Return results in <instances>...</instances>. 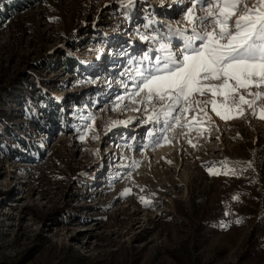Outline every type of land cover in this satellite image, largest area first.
<instances>
[{
    "label": "rangeland",
    "instance_id": "374dc122",
    "mask_svg": "<svg viewBox=\"0 0 264 264\" xmlns=\"http://www.w3.org/2000/svg\"><path fill=\"white\" fill-rule=\"evenodd\" d=\"M171 1L0 0V123L26 148L0 151V264H255L264 119L222 120L209 105L210 124L178 127L156 146L147 129L160 127L142 126L135 105L112 110L131 88L128 70L155 47L141 35L184 27ZM27 78L43 87L34 121L20 112ZM50 105L55 124L41 113ZM82 169L81 184L76 172L60 180Z\"/></svg>",
    "mask_w": 264,
    "mask_h": 264
},
{
    "label": "snow or ice",
    "instance_id": "6c2138e0",
    "mask_svg": "<svg viewBox=\"0 0 264 264\" xmlns=\"http://www.w3.org/2000/svg\"><path fill=\"white\" fill-rule=\"evenodd\" d=\"M131 5L129 0L123 6ZM181 12L184 27L166 25L167 32L141 35L155 47L128 70L131 88L125 84V92L113 101L112 110L133 104V111L144 113L142 126L160 127L159 132L147 129L156 146L170 142L168 133L178 127L210 124L209 105L222 120L246 111L264 119V0H187ZM189 113H195L190 121ZM85 119L93 122L85 125L92 131L95 117ZM108 123L126 126L130 121Z\"/></svg>",
    "mask_w": 264,
    "mask_h": 264
},
{
    "label": "trees",
    "instance_id": "16d2710c",
    "mask_svg": "<svg viewBox=\"0 0 264 264\" xmlns=\"http://www.w3.org/2000/svg\"><path fill=\"white\" fill-rule=\"evenodd\" d=\"M25 1H29V2H38V0H23ZM24 5V4H23ZM24 7V6H23ZM23 7H19L15 6L13 8L17 9V11H22ZM66 66V65H65ZM22 83L27 87V96L25 97V101L20 103V112L28 119H30L31 121H34L33 118V110L35 108V102H36V98L35 96L40 94L43 90V87H41L40 85H37L32 78H27L24 80H21ZM41 113H45L46 115H48L50 117V122L52 123H57L56 121V115L57 112L53 111L51 105L44 107L43 109H41ZM9 146H15L17 148H19L22 151H25L26 148L24 147V142L21 141V139H19V135L17 133H11L7 130V128H4L2 126V124L0 123V151L3 154H8V150H9ZM36 151L38 152V150L36 149ZM84 170H76V171H72L69 172L67 174L65 173H60V180L61 181H69L71 178H73L75 175H73L75 172L77 173V176L74 178V180H78L77 183L81 184V182H83L85 180V177L83 175ZM73 179L71 181H74ZM264 240V239H263ZM248 259H251L255 262V264H264V241L261 245V247L259 246L258 248H256V250H254V253L252 254H248Z\"/></svg>",
    "mask_w": 264,
    "mask_h": 264
},
{
    "label": "bare ground",
    "instance_id": "6f19581e",
    "mask_svg": "<svg viewBox=\"0 0 264 264\" xmlns=\"http://www.w3.org/2000/svg\"><path fill=\"white\" fill-rule=\"evenodd\" d=\"M177 2H178V3H177ZM177 2H176V0L171 1V3H177V4H182V5L185 3L183 6H185V5L187 4V3H186L187 0H184V1H183V0H181V1L178 0ZM164 5H165V8H166V9L170 6V5L168 6V3H165ZM176 10H180V9H173V10H172L173 13L171 12V13L169 14V17H170V18L174 19V18L178 15V14H176V12H174V11H176ZM169 11H171V10H169ZM169 11H168V12H169ZM179 12H180V11H179ZM179 12H178V13H179ZM166 18H167V17H166ZM176 19H177V18H176ZM130 121H131V120H130Z\"/></svg>",
    "mask_w": 264,
    "mask_h": 264
}]
</instances>
